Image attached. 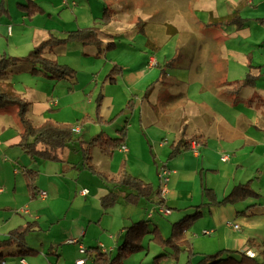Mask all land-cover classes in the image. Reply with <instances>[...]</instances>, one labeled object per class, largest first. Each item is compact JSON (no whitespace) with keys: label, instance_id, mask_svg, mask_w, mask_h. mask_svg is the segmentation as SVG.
<instances>
[{"label":"crops","instance_id":"obj_1","mask_svg":"<svg viewBox=\"0 0 264 264\" xmlns=\"http://www.w3.org/2000/svg\"><path fill=\"white\" fill-rule=\"evenodd\" d=\"M31 1L40 7L39 11L33 13L21 11L17 7V2L25 3L27 2L26 0H0V55L23 56L27 54V52L35 44L47 38L50 33L55 36L62 37L65 35L66 31L84 28L91 25L94 20H98L99 16L102 14V9L104 8V6L108 7V5L106 4L107 0H104L105 2L102 3L101 7L97 3L93 6L90 0ZM137 1L138 0H134L135 3H137ZM211 2L212 7L209 12V16L212 20L216 19L214 21L216 22V26H226L223 29V31L225 30L223 33L222 31H219L218 38L224 36L221 40V43L223 50L226 52V56L229 60L217 62L216 60L212 59L207 53L209 56L207 58L189 59L184 62L181 61V63L176 66L187 70V79L189 80H200L202 81L203 85H206L208 80V82L214 84L217 89L215 94L227 98L228 102L233 107H237L238 103L250 107L252 106L251 102L256 101L257 99L256 103L262 102L259 105L263 106L262 108H264V99L262 100V98L258 94H256V92L253 96V91H257V89H255L256 81L264 76V71L262 69L264 63H262V59L258 62H254L252 53L250 57L246 55L241 56V53L243 52L238 51L237 49H230L226 44V41L229 40V38L236 37H242L244 42H246L249 40L248 38L252 34L257 32L261 34L262 39L260 43L264 45V0H211ZM198 5L201 11L204 10L202 8V4ZM95 6L99 9L98 13L95 10ZM133 7L134 6L129 5L124 7L120 3H116L112 15L115 18L120 17V19H122L121 15L125 11H127L126 13L129 12L130 15H132L131 8ZM242 7L246 8L244 10V13L243 11H241L243 10ZM108 8L110 10V7ZM154 8V0H145V7L143 9L145 10L144 15L146 16V21L141 24V26H143L141 30H138V28L133 26L130 29H123L114 33L108 29V24H105L101 26V30L114 35L111 38H104L100 48L96 46H81L75 42H71L54 47L50 51L49 55L52 58L57 59L58 61L59 57L65 58L67 60L65 61V64L69 66L72 65L74 67H76V65H74V62H85L89 64L93 63L94 59L104 56L103 67L97 75V77L101 79V82L103 84L114 82L123 83L125 84L126 88H132L134 84L142 82L145 79V77L147 76L146 73L153 72L154 69H156L154 67H160V62L157 61L156 52L158 53L166 42L163 43L162 46H160L159 40H156L155 38L156 28L153 27L152 23L154 18ZM174 11L177 13H182L184 12V8H182L179 4V6H175ZM234 13H236L242 19L241 21H239V25L238 23L226 21L227 17ZM184 15H186V13ZM166 23V21H163V24ZM199 25L201 24H198L197 28L195 26H191L185 31H179V36L175 35V43H177V48L175 49V51H184L183 53L186 52L187 55H192L193 52L191 50H193L194 52L197 51V48H199V44L205 39H207V41H213V39L206 37L196 39V34H203L202 32H205L206 29H209L208 24H202L205 26L203 28ZM124 35H127V37H129V40H131L132 42L135 41L137 35L142 36L144 40L140 44H138L140 48L139 51L144 52V54L141 55L147 56V60L132 67H129L130 65H124L123 63H121L122 67L120 69V73L115 76L114 80L107 81L106 78L107 73L110 70V65H118L114 61H107L104 50H106L109 45L114 43L112 42L107 46V42L110 39H113L115 37L122 38ZM169 38L170 37H168V39ZM115 45L117 46V44ZM133 49L137 48L134 47ZM189 51H191L192 54H188ZM226 56L220 54V58L225 59ZM236 56H241L244 59V64H237L235 60ZM161 62L162 64H166L168 61L167 59H164ZM21 67L22 68H19L12 72L10 74V78L8 77V80L12 83L14 91L18 95H21L23 98L29 101L30 106L27 111V115L28 112L31 111L32 114L43 117L40 122L36 123L28 115L35 124H40L46 119H50L45 115L48 110H57L55 108L65 105V93L63 91L58 92L56 89V85L57 83L62 82V89L64 86H67L65 88L67 89V91L73 90V85H68L67 82L73 81V83H75L77 69L73 67L76 70V76L75 78L69 80L52 79L39 74L34 75L30 73V67ZM248 67H251V69L247 70ZM21 70L27 71L31 75L39 77L35 78V89L32 88V86H30L29 84H24V81H18L17 78H12L13 74L16 75ZM248 74L252 78L253 84L237 89V83L240 84ZM52 80H54L55 82L53 87L50 88V85H48L47 82H51ZM155 80L156 78L151 80V82H154L151 91L153 90L152 92L154 93L155 97L154 101H156L158 105H161L163 108H167L169 110H178L180 103H188V99L182 101L183 99L180 98L181 95L184 96L183 94L185 93L180 92L177 94L166 92V89L156 85ZM16 83L21 84V87H15L14 84ZM40 85H45L47 87V90L45 92H42L39 88ZM26 88H31L32 90H34L32 94H35L36 98L37 94L39 96H43V98L40 100L31 95L30 99L26 94ZM162 89L163 91L160 92L159 90ZM202 91H204L203 87H201L200 92ZM243 95L244 98L242 99ZM99 96L102 97V94H100ZM140 99L141 100L139 104L142 107L144 98H141L140 96ZM173 99H175V103H170L171 101H173ZM128 101L129 100H127V103H125V105L121 109L116 111V113L109 119H105L100 114H98L95 118H90L89 121H87V125H85V122H82V124L79 123V125H77L75 124V121V123L72 124L73 128L71 131L73 137L71 141L67 144L66 147L58 151V159L50 161L49 159L39 157L31 158L19 146H17V142L20 139V133L23 129L22 127H17V130H12L9 122H7L4 118V113H6L7 111L14 112L13 109L8 108L9 106L0 108V116H2V120L0 121V154L9 151L11 152V159L8 160L11 164H17L21 162V164H18V168L14 167L13 172L11 173L12 178L9 179V174L4 178L0 177V239L7 237L9 230L19 225H23L28 221H36L35 228H37L35 231L30 232L25 238L26 245L35 249L36 251L24 255H3L2 257H0V264H22L20 260H24L25 264H94L93 259L95 254L98 252L106 256L114 255L115 253H117L118 246L124 239L125 228L136 221L147 220L148 226L150 228L154 226L160 232L158 224L159 219L157 218L161 217V215L166 217L172 215V212H169L168 214L161 212L162 208H168L167 204L170 202L168 198H165V194L167 193L169 196L170 193V191L166 189L167 185L169 184V182H171L172 175H180V171H177L179 169L175 166L184 167L185 156L187 154H191L197 159L202 154L200 152V148L202 146H205V149H207V147L212 148V154L216 155L218 154L217 150L238 149L247 141L250 144L253 142L257 144V139L255 137H250L247 131L251 126L264 130V112L261 111L260 112L263 113V116L256 114V116L260 117H256L254 121L246 123L244 125V128H242V131L236 129V126H234L233 124L230 125L226 119L219 118L218 113H216V122L212 123V125L214 126V132L212 133H210L211 121L209 120V114L213 112V104L211 105L212 109L204 103L200 106V109L189 111L186 114L180 112L178 113L177 118L174 122V125L176 126V132L171 135L172 141L169 145L170 150L167 153V159L169 160L176 156L180 157L181 159H179L177 162H172V164L174 165H172L170 162L168 164V167L166 166V164L165 166H163L167 170L168 180L166 186L164 187V191L161 190L160 184V195L154 194L152 192V194H150L148 198H140V201L142 199H145L146 201L151 203V206H149L148 203L143 204L144 208H146L145 216L141 213H136L134 215L133 212L124 210L123 216L114 225L112 223H108L107 221H102L100 217H98L97 219L96 217L99 214L98 208L96 207V204L93 205V202H95V199H98L102 204V198L106 194H108L109 191L116 194L114 200L111 203H114L116 198L121 194L117 190L118 187L127 188L128 191L123 193V196H126L127 198H130L132 200L139 198L135 189L129 188L125 185H119L115 182L113 177H115L116 174L112 177L103 174L108 180L106 181L108 185L105 187L98 186L94 191L93 198H86L89 194V191L85 187L78 190L79 196L76 194L77 190H68V195L70 197L68 199L69 204L72 198V201H74L76 198L81 199V197L86 198L84 200L85 204L90 203L87 215L83 216L82 218L70 217V219H67L68 215L67 213H65L63 217H58V215L54 213L53 206L55 205V201L57 200V198L60 196L61 190L59 186H57V184L55 185V189L51 178H60L67 174L63 170L64 168H67V165H69L70 162H72L68 160L70 155L69 152H73V155H78V153H80V165L88 168L94 173L100 174L101 171L98 172L93 167V157L89 153V149L90 147L95 146L89 145V141L92 137L101 132L111 137L118 136V132H120L121 129L125 128V138L122 144L114 150L117 149V151L120 153H128L127 158L129 160L131 147L129 140H127L126 137L127 118H124V122L116 118L117 115H121V113H124V111L128 110V107H130V102L128 104ZM145 101L150 102V97H148ZM168 103L170 104L167 105ZM216 107L218 108V106ZM74 127H76L78 130H74ZM211 138H213L212 140L215 141L213 143L214 147L209 145L210 143L208 142V140ZM192 140L197 142L198 146L196 150L192 148ZM187 141H189V143H187ZM165 144H162V147ZM174 144L179 145V147H183L182 145L184 144L185 149L180 148L178 153L170 157L169 153L171 151L172 145ZM122 145L126 147L125 151L120 148ZM10 149L12 150L10 151ZM20 151L26 154L29 157V160H26L27 158H24ZM112 152L110 154H105L102 152L101 153L105 156L110 157L113 154ZM205 152H208V150H204V156L206 154ZM225 156H227V160H222L221 157L220 160L217 159L218 165L229 160L231 162V159H229V155ZM38 159H41V161L38 162ZM4 160H7L5 156L2 158V161ZM32 161L38 162V170L37 168L32 167V165H29ZM57 161L63 164H54L57 163ZM199 163L205 164L203 158H201V161ZM229 163L226 162L227 165H229ZM170 164L172 167L174 166L173 169L169 167ZM89 165H91L93 169H90ZM46 167L48 171L52 170L53 173H49L48 171H46L49 173V176L44 175V178L38 177L35 181L36 192L32 194L28 189L23 177V169L30 168L38 172L41 171V168ZM19 172L22 174L23 180L17 178ZM137 175L141 177L140 174ZM238 183L243 182L239 180H233V183L231 185L233 187ZM228 184H230V178L228 180ZM206 187L212 189V187ZM82 189H87V193L83 194L81 192ZM226 190L227 188L223 189L221 191V194H226ZM213 191L217 197V193L215 192L214 188ZM41 192H44V195H42ZM161 199L162 201L161 203H159ZM206 202L201 204H192L181 208L179 217L173 221H170L169 227L168 224L167 227H165L166 230L171 231V224L173 222L178 221L180 218L187 214H192L196 209H199L200 212H202L203 204H207ZM238 202H241L239 207L234 205L236 213H242L245 215H255L259 213V203L257 202V200L247 199ZM253 203H255L254 206H251L246 209V211L241 212L242 210H245V207ZM216 207L218 206L207 204L208 211L206 213H210ZM139 209L141 208L139 207L138 210ZM4 210L6 212H4ZM45 211L49 212L48 215H45ZM51 212H53L54 215H52L50 219L53 220L56 218V221L54 223L57 222V224L59 225V229L53 235L44 237V231L43 229H40L39 224L43 221H46ZM103 212H105V209ZM18 214H22V216H19ZM90 227H97L99 228V231L91 232L90 234H88V230ZM221 229L223 230V233H225V237H223V244H225V247H220L219 249L211 252L213 250L211 247H205L201 244L200 246L196 247V252L193 251L194 253L190 257V262H197L203 255L213 254L218 251L223 252L221 255L223 256L222 258H226V256H232L238 259L241 257L242 252H246L247 255L254 257L258 261L264 258L262 253L263 248L259 246L261 240H263L264 237L258 238L256 236H252L250 235V233H248L247 229H241L239 225L231 222L226 224L224 228L222 227ZM170 231L168 235L170 234ZM211 231L212 230H206L204 231V233L209 235L211 234ZM189 241L191 242V238H189ZM150 242L155 244V242L151 239V235L146 234L141 242L142 248L127 253L121 259V261L117 262L116 264H187L188 253L185 251L180 252L177 257L168 255V257L162 258L158 262H155L153 258L160 252V250L157 248L156 251L155 247L150 246ZM155 245L158 246L157 244ZM46 246L50 247L46 248ZM80 246H83V252L80 251ZM80 259L81 262L78 261Z\"/></svg>","mask_w":264,"mask_h":264},{"label":"rangeland","instance_id":"obj_2","mask_svg":"<svg viewBox=\"0 0 264 264\" xmlns=\"http://www.w3.org/2000/svg\"><path fill=\"white\" fill-rule=\"evenodd\" d=\"M90 1L93 6L97 3L100 7L102 3L105 2L104 0ZM154 2L155 8L152 23L153 27L156 28L155 38L156 40H159L160 46L166 42L160 51L158 53L156 52L157 61L160 62V67H154L156 69H154L153 72L146 73L147 76L145 79L142 82L134 84L132 88H126L125 84L116 82L103 84L101 79L97 77L104 64V56H102L94 59L93 63L87 64L85 62H74L76 67L71 65L77 69L75 83H73V81L67 82L68 85H73V90L67 91V89H65L67 86H64L62 89V82H59L56 85L58 92L63 91L65 93V105L55 108L57 110H48L45 115L52 121H59L66 124H74L76 121L75 124L77 125H79V123L82 124V122H85V125H87V121H89L90 118H95L98 114L105 119H109L116 113V111L121 109L125 103H127V100H130V107H128V110L121 113V115H117L116 118L123 122L124 118H127L126 137L127 140H129L131 147L129 160L127 158L128 153H120L117 149L114 150L112 152L113 154L109 157L102 154L97 148L90 147L89 153L93 157V167L96 171H101L100 174L94 173L88 168L80 165V153H78V155H73V152H69L70 155L68 160L73 163L70 162L69 165H67V168H64L63 171L67 174L60 178H51L54 187L57 184L61 190L60 196L57 198L55 205L53 206L54 213L58 215V217H63L65 213L68 215L67 219H70V217L82 218L87 215L90 203L85 204L84 200L88 197L93 198L94 191L98 186L105 187L108 185L106 182L108 180L104 175L112 177L122 170H125L129 174L135 176L140 174L141 177H138L143 181L150 183L153 192L155 193L161 184L160 169L165 166V164L168 167L170 162L172 164V162H177L181 159L177 156L169 160L167 159V153L170 150L169 145L172 141L171 135L176 132L174 122L180 112L186 114L189 111L200 109V106L204 103L211 108V105L213 104L215 109L211 108L213 112L209 114V120L211 121L210 133L214 132V126L212 123L216 122V113H218L219 118L226 119L230 125L233 124L236 126V129L240 131H242V128H244L246 123L254 121L256 117H260L256 116V114L263 116V113L261 112H264V108L259 105L262 103L261 101V103H256L257 99L256 101H252V106L250 107L241 103H238L237 107H233L230 105L227 98L215 94L217 89L214 84H211L208 80L206 85H203L200 80H189L187 79V70L176 66L179 65L181 61L184 62L189 59L207 58L209 56L217 62L229 60L221 43L224 36L218 38L219 31H222L223 33L225 31H223V29L226 26H216V22H214L216 19L212 20L209 16V12L212 7L211 0H154ZM116 3H120L124 7L127 5L134 6L131 8L132 15H130L129 12L126 13L127 11H125L121 15L122 19H120V17H113L112 13L115 9L114 6H116ZM106 4L110 7L108 13L111 14V19L108 23H106L108 24V29L110 31L115 33L116 31L123 29H130L133 26L138 28V30L142 29L143 26H141V24L146 21V16L144 15L145 10L143 9L145 7V0H138L137 3H135L134 0H107ZM179 4L182 8H184V12L182 13L174 11L175 6H179ZM198 4H202V8L204 10L201 11ZM242 8L243 10L241 11L244 13L246 8ZM95 10L97 13L99 12V9L96 8V6ZM185 13L186 15H184ZM163 21H166L167 23L163 24ZM198 24H201L199 26L202 28L205 27L202 24H208L209 29L202 32L203 34H196V39L206 37L213 39V41L211 42L205 39L199 44L197 51L194 52L191 50L193 54L191 51L188 52V54L192 55H187L186 52L183 53L184 51H175L177 48L175 35L179 36V31H185L191 26H195L197 28ZM168 37L170 38L168 39ZM261 37V34L255 32L248 38L249 42H244L242 37H236L229 38V40L226 41V44L230 49H237L238 51L243 52L241 53V56L246 55L250 57L252 53L254 62H258L262 59V63H264V45L260 43L262 39ZM110 40L114 41L117 46L113 43L104 51L107 61L111 60L117 63V69H121V63L132 67L147 60V56L141 55L144 54V52L139 51L140 48L138 44L144 40L142 36L137 35L134 42L129 40L127 35H124L122 38L115 37ZM134 47L137 49H133ZM220 54L226 56V58H220ZM241 56L235 57L237 64H244V59ZM164 59H167L168 61L166 64H162L161 62ZM59 61L65 63L67 60L59 57ZM111 65L110 69L113 66ZM21 66L29 67L30 64L22 62L15 67L14 70L22 68ZM250 69L251 67L247 68V70ZM262 69L264 71V66ZM10 76L11 75L9 73L8 77L10 78ZM12 76L14 79L17 78L18 81H24V84H29L34 89L35 78H39L24 70H21L16 75L13 74ZM155 78L156 85L166 89V92L177 94L180 92L185 93L183 94L184 96L181 95L180 98L183 99L182 101L188 99V103H180V106L178 107L179 111L177 109L169 110L167 108H163L161 105H158L157 102L154 101L155 97L152 92L153 90L151 91L154 84L151 80ZM106 79L109 81L108 77ZM54 82V80L47 82L48 85H50V88L53 87ZM14 86L21 87V84L16 83ZM201 87L204 88V91L202 92H200ZM39 88L42 92L47 90L45 85H40ZM255 89H257V91H253V96L256 92V94H258L263 100L264 76L256 81ZM25 91L30 99L31 95L36 98L35 94H32L34 90L31 88H26ZM159 91L162 92L163 89ZM100 94H102V97L98 100L97 97ZM140 96L141 98H144L142 107L139 104L141 100ZM148 97H150V102L145 101ZM42 98L43 96H39L37 94L36 99L41 100ZM243 98L244 95L242 96V99ZM170 103H175V99H173ZM216 106H218V108ZM8 108H12L14 112L7 111L4 113L5 120L9 122L12 130H17V127L21 128L22 126L20 125L15 107L9 106ZM28 115L36 123L43 119L41 116L39 117L32 114L31 111L28 112ZM1 120L2 116H0V121ZM247 133H249L250 137H255L257 139V144L254 142L250 144L247 141L238 149L217 150L218 154L216 155L212 154V148L207 147V149H205V146H202L200 148V152L202 154L199 158L196 159L191 154H187L186 156L184 155V167L175 166L179 169L177 171H180V175H172L171 182H169L166 188L170 191L169 196L167 193L165 194V198L170 200L167 206L170 209V212H172V215L167 217L161 215V217L157 218L159 219L158 224L162 235H168L170 230H166L165 227H167V224L169 227L170 221L179 217L181 208L192 204L205 203L207 201L205 194L202 192V185L207 184L206 186L212 187V189L214 188L217 193V200H222L223 197L229 194L232 190L233 187L231 184L233 183V180H239L244 184H248L251 190L257 193V195L253 197V200L255 199L259 203V213L255 215L236 213L234 205L239 207L241 202L231 204L229 201L215 203L218 207L214 208L210 213H206L208 211L207 204H203L202 214H200L187 228V235L191 238L193 251L196 252V247L201 244L205 247H211L213 249L211 252L219 249L220 247H225V244H223V237H225V233H223L221 228H224V226L229 222L236 223L241 229H247L248 233L252 236H256L258 238L264 237V130L251 126ZM212 139L213 138L209 139L208 142L210 143V146L214 147L213 143L215 141ZM162 144L165 145L162 147ZM11 150L12 149H10V151ZM204 150H208V152H205V156ZM20 152L24 158H27L26 160H29V157L26 154L22 151ZM0 155V177L4 178L9 174L10 179L12 178L11 173L13 172L14 167L18 168V164H21V162L18 161L19 163L17 164H11L9 161L11 159V152L9 151L3 152ZM222 155H229L231 162L230 160L226 161L228 163L230 162L229 165H227L226 162L218 165L217 159L220 160ZM4 156L7 158L6 161H2ZM201 158H203L205 164L199 163ZM39 161H41V159H38V162ZM38 162L32 161L29 165L37 168ZM54 164L60 165L63 163L57 161V163ZM171 164L169 167L173 169L174 166L172 167ZM46 171H48L47 167L41 168V171H38L37 173V178H44V175L49 176V173H53L52 170L48 171L49 173ZM17 178L23 180L20 172L17 175ZM229 178L230 184H228ZM84 187L89 191L88 196L86 198L81 197V199L76 198L74 201H72V198L69 204L68 199L70 197L68 195V190H77L76 194L79 196L78 190ZM225 188H227L226 194H221V191ZM117 190L121 194L116 198L114 203H111L106 207L102 206L101 201L95 199L93 205L96 204V207L98 208L99 214L96 217L97 219L100 217L102 221H107L108 223H112L114 225L121 219L124 210L133 212L134 215L136 213H141L145 216L146 208H144L143 204L148 203V205L151 206L150 202L145 199L140 201L141 197L132 200L123 196V193L128 191L127 188L118 187ZM139 207L141 209L138 210ZM104 209L105 212H103ZM4 212L6 211L4 210ZM48 213V211H45V215H48ZM52 215H54L53 212H51L46 221L39 224L40 229H43L44 231V237L53 235L59 229L57 222L54 223L56 218L53 220L50 219ZM19 216H22V214ZM206 230H212L211 234L208 235L204 233ZM97 231H99V228L90 227L88 234ZM149 244L150 246L155 247L156 251L157 248L160 250V248L152 242ZM49 247L50 246H46V248Z\"/></svg>","mask_w":264,"mask_h":264},{"label":"trees","instance_id":"obj_3","mask_svg":"<svg viewBox=\"0 0 264 264\" xmlns=\"http://www.w3.org/2000/svg\"><path fill=\"white\" fill-rule=\"evenodd\" d=\"M17 2V7L21 11L36 12L40 7L32 2ZM109 8L104 6L102 14L98 20H94L91 25L78 28L70 31H66L62 37L49 34V36L37 44H35L27 54L23 56L12 55H0V108L7 106H15L17 109V115L20 125L22 126V132L20 133V139L17 142L19 146L27 155L31 158H44L49 160L58 159V151L67 146L71 141L72 124H66L63 122L52 121L46 119L40 124H35L31 118L27 115L30 103L21 95H18L12 86V83L8 80V74L12 73L15 67L22 62L30 64V73L34 75H42L52 79H73L76 76V70L65 64L60 63L57 59L52 58L50 51L59 45L75 42L81 46H96L101 47L104 38H111L114 34L107 33L101 30V26L108 23L111 19V14L108 13ZM242 19L236 13L227 17V22L238 23ZM114 41H108V44ZM99 53V52H98ZM113 65L107 77L110 80H114L115 76L120 73V70ZM253 80L249 76H246L241 83H237L236 88L240 89L244 86L252 85ZM101 97H98V100ZM130 100L128 101L129 104ZM125 138V128L118 132V136L111 137L103 132L98 133L89 141V145L97 147L102 153L110 154L115 148L120 146ZM189 143V141H187ZM179 145L174 144L171 147L169 153L170 157L179 152ZM84 154V153H83ZM90 169H93L89 165ZM37 171L30 168L23 169V177L30 192L34 194L36 192L35 181L37 178ZM115 182L119 185H125L129 188H133L137 192L138 197L148 198L152 194L153 189L150 183L144 182L142 179L133 176L125 170L120 171L113 177ZM202 192L207 198V204L216 205L215 203H222L223 201H229L231 204L243 201L247 199H253L256 192L251 190L248 184L238 183L233 186L229 194L225 195L222 200H217L216 194L213 189L207 188L202 185ZM154 193V192H153ZM160 188L156 190L154 194L160 195ZM116 194L110 192L102 198V205L108 206L115 198ZM255 200V199H254ZM162 199L159 201L161 203ZM255 203L245 207L246 211ZM201 214L199 209H196L192 214H187L171 224V231L167 237L160 234L156 227L150 228L147 220H139L134 222L125 228L124 239L118 246V251L114 255H104L100 252L96 253L93 259L94 264H116L129 252L139 250L142 248V239L146 234L151 235V239L160 247V252L154 256L153 260L158 262L160 259L168 257H177L180 252H187L188 261L187 264H264V258L258 261L254 257L241 253V257L236 259L232 256H226L222 258V251L215 252L209 255H203L197 262H190V257L193 255L192 245L186 234L188 226ZM36 221H28L23 225H19L8 231L7 237L0 239V257L3 255H24L30 254L35 249L26 245L25 238L30 233L35 231ZM260 247L263 248L262 253L264 256V239L261 240ZM229 254V253H228Z\"/></svg>","mask_w":264,"mask_h":264},{"label":"built area","instance_id":"obj_4","mask_svg":"<svg viewBox=\"0 0 264 264\" xmlns=\"http://www.w3.org/2000/svg\"><path fill=\"white\" fill-rule=\"evenodd\" d=\"M74 130H78V129L76 127H74ZM191 145L193 146L192 148L194 150H196V148L198 146L197 142L196 141H192ZM120 148L122 150H124V151L126 150V147L124 145H122ZM221 159L222 160H227V156L224 155V156L221 157ZM160 180H161V190L164 191L165 190L164 187L166 186V183H167V180H168V178H167V170L164 167H162L160 169ZM81 192L83 194H86L87 193V189H82ZM41 194L44 195V192H41ZM161 212L168 214L170 212V210L168 208H162ZM83 250H84L83 246H80V251L83 252ZM20 261H21L22 264H25L24 260H20ZM78 261L81 262V259L78 260Z\"/></svg>","mask_w":264,"mask_h":264}]
</instances>
